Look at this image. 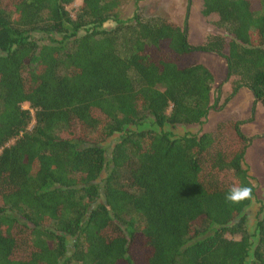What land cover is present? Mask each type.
I'll return each instance as SVG.
<instances>
[{"label": "trees", "instance_id": "16d2710c", "mask_svg": "<svg viewBox=\"0 0 264 264\" xmlns=\"http://www.w3.org/2000/svg\"><path fill=\"white\" fill-rule=\"evenodd\" d=\"M122 1L0 0V264H264L241 122L163 131L222 107L194 52L224 61L225 101L246 89L264 111V0H200L219 34L196 46ZM233 184L254 198L230 204Z\"/></svg>", "mask_w": 264, "mask_h": 264}, {"label": "rangeland", "instance_id": "374dc122", "mask_svg": "<svg viewBox=\"0 0 264 264\" xmlns=\"http://www.w3.org/2000/svg\"><path fill=\"white\" fill-rule=\"evenodd\" d=\"M79 6V1H75L66 9L71 17L74 16L75 9ZM136 13L141 18L162 17L180 28H186V40L191 46L202 43L205 36L219 34V30L214 27L216 17H202L200 15V0H124L118 8V17L128 19ZM113 24H105L104 28H110ZM193 58L198 63L205 66L213 77L211 97L217 95V102L222 105L217 112L211 111L200 125L163 127V131L173 137H180L186 133L201 134L211 131L216 124L224 121L241 122V133L250 139L249 146L244 155L243 168L248 172L252 185L255 188V200L245 209L246 229L252 232L256 220V213L260 207H264V111L255 104L249 91L240 89L231 98L227 99L231 93L232 78L225 80L224 61L214 54L194 52ZM225 101V103H224ZM137 129H150L158 132L153 121L149 118L143 120ZM117 135L106 140L102 147L110 150L113 140ZM119 183L125 190H128V176L126 169L120 171ZM103 175L100 176L102 178ZM264 210V209H263Z\"/></svg>", "mask_w": 264, "mask_h": 264}, {"label": "clouds", "instance_id": "9594fccd", "mask_svg": "<svg viewBox=\"0 0 264 264\" xmlns=\"http://www.w3.org/2000/svg\"><path fill=\"white\" fill-rule=\"evenodd\" d=\"M253 198V187L250 185L233 184L225 194V200L230 204H239Z\"/></svg>", "mask_w": 264, "mask_h": 264}]
</instances>
